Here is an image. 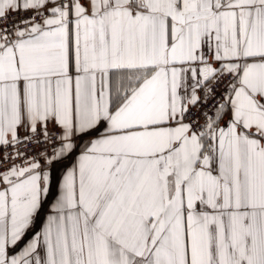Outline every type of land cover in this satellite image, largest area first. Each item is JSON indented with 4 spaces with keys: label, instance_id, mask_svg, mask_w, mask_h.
<instances>
[{
    "label": "snow or ice",
    "instance_id": "1",
    "mask_svg": "<svg viewBox=\"0 0 264 264\" xmlns=\"http://www.w3.org/2000/svg\"><path fill=\"white\" fill-rule=\"evenodd\" d=\"M0 264H264V0H0Z\"/></svg>",
    "mask_w": 264,
    "mask_h": 264
}]
</instances>
